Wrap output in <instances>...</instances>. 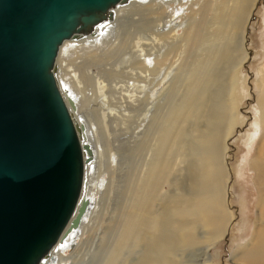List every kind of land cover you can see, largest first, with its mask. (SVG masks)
<instances>
[{
	"label": "rangeland",
	"instance_id": "rangeland-1",
	"mask_svg": "<svg viewBox=\"0 0 264 264\" xmlns=\"http://www.w3.org/2000/svg\"><path fill=\"white\" fill-rule=\"evenodd\" d=\"M217 2L191 0L182 17H194L196 27L190 39H185L186 18L177 21L181 26L176 27L175 36L170 28L161 33L160 39L169 49H161L163 54L158 57H164L166 68L174 65L175 70L173 79H167L159 76L161 64L150 67L149 71L154 69L151 75L159 78L154 94L148 93L139 108L141 112L151 107L146 118L140 113L136 122L116 125L115 133L110 129L104 138L99 135L103 156L93 180L100 182L103 194L94 198L93 229L80 241L73 264H264V97L260 84L261 71L264 74V0L258 1L246 26L247 57L238 70L235 57L240 30L234 32V42L230 2ZM151 10L142 17L131 14L118 21L121 28L127 27L128 39L122 40L112 58L77 66L76 71L88 74L89 89L79 88L82 95L97 99V79L105 89L119 80L118 86L129 82L105 70L114 69L138 34L155 31L159 17ZM232 70H237L233 134L224 143L228 126L223 124L215 134L220 148L217 159L227 169L223 175L227 190L216 223L210 210L200 211L198 200L193 199L202 173L198 137L214 122L217 102L228 104ZM109 93L113 96L109 108H116L120 93L125 92ZM182 198L189 202L184 214L177 216ZM99 232L100 239L93 246L92 238ZM188 232L196 240L192 246L185 239Z\"/></svg>",
	"mask_w": 264,
	"mask_h": 264
},
{
	"label": "water",
	"instance_id": "water-1",
	"mask_svg": "<svg viewBox=\"0 0 264 264\" xmlns=\"http://www.w3.org/2000/svg\"><path fill=\"white\" fill-rule=\"evenodd\" d=\"M129 1L0 0V264H40L89 207L93 147L56 59Z\"/></svg>",
	"mask_w": 264,
	"mask_h": 264
},
{
	"label": "bare ground",
	"instance_id": "bare-ground-1",
	"mask_svg": "<svg viewBox=\"0 0 264 264\" xmlns=\"http://www.w3.org/2000/svg\"><path fill=\"white\" fill-rule=\"evenodd\" d=\"M223 1L224 0H220L219 2L218 0V2L221 4H223ZM228 1L230 2V8L232 9L231 36L233 41L235 40L234 32L240 30L238 35L239 38L237 40V54L235 57L238 70L247 57L244 47V37L246 36H244V32L247 28L246 26H248V24L250 23L249 18L253 14L256 2L258 0ZM208 2L209 3L207 9L210 10L212 6L211 1ZM190 6L191 0H131L127 4L118 5L117 7H115L113 18L102 24L100 27L96 28L95 34H87L86 36H83L76 40H66L60 46L56 59L57 78L61 82V85L64 88H67L69 90V93H71L72 98L74 99V102L76 104L77 120H81L85 124L86 128L84 137L85 140L92 145L94 152V159L90 164H88L86 168L84 185V194L88 196L90 203L85 214L82 216V221L77 229L73 230L70 233V235L65 239L64 243L60 244L59 242H56L49 255L46 256V258L40 264H73L78 259L77 257L79 256L78 250L80 249V241L90 232L91 229H93V227L91 226L94 221V198L99 194H101L99 196L101 197L103 194L102 191L99 190V185H101L100 182L93 180L94 176L97 174V163L99 161L98 159L100 158V156H103V151H101L103 147L101 146L99 135L101 134V136H103L104 138L105 134H107L110 129L112 133H115L113 129H116V125L124 126L125 123L132 122L135 117H140L141 114H143V119L146 118V114L149 112L151 107L141 112L139 111V108L143 106L141 104L143 103L146 95L148 93H151L150 95L154 94L152 92H154L155 90L154 86L159 76L161 78L164 77L167 79H173L172 75L175 70L174 65L173 67L171 65L166 68V65L164 64V57L161 58L162 60L158 57L161 53V49H169V45L164 41H161V33L164 32L167 28H170L171 35L175 36L176 34L174 35V32L176 31V27H179V23L182 22L184 13L188 12V7L190 8ZM132 9H134L135 11H132ZM150 9H152L151 13L156 16L158 15L159 17V22L155 27V31L152 33L143 32L141 33V35L138 34L136 41L131 44L132 47L130 48V50L128 52H125L117 59L114 65V69L110 67L105 70V72L107 71V73L112 72L114 74H118L119 77H122L129 82H127V84L124 86H118V84L120 83L119 80L114 86L111 85L108 86V89H105V85L101 84V82H99L100 80L97 79V99L88 97L86 96V94L85 96L82 95L80 89H83V87L86 89L88 88V86L86 87L88 74L86 70L85 72L81 73L76 71L75 69L77 68V66H82L87 63L89 64L95 61L103 60L105 58L107 60L112 58L114 53L119 48L120 44H122V40L128 39V34L126 31L127 27L123 26L124 29L123 27L121 28V25L118 24V21L124 20L127 15L130 16L131 14H133V17H142V15L145 14L144 12L147 10L150 11ZM244 14L246 15V17L243 18ZM192 17H185L187 21V28L185 29L186 40L192 37V34L194 33L193 30L196 27L194 17L193 19H191ZM185 18L183 19V21L185 20ZM245 18L246 22L243 23ZM177 21L179 22L178 24ZM119 34H121L120 37H118ZM156 62L161 64V66L163 67V71L161 70L159 76L157 75L153 77L151 73L154 71V69H152V71H149V69L151 66L155 65ZM73 63L74 65L72 66ZM67 71H69L70 73H66ZM236 71H231L230 79L232 88L230 90V93H228V104L223 103L222 106L220 101L217 102L215 106H219V110H216L217 113L215 114L216 116L214 117V122H211L212 124L208 123V125H206V131H200V135L198 137L200 140V149H198V156L200 158V167L202 173L200 174L201 179L194 188H197V190H194L196 191V194L193 199L198 200V207L200 211L204 212V209L210 210L211 215L215 219L216 223L219 220L217 218V214H219L220 206H222V204L224 203L225 191L227 190V178L223 176L227 169H225V167H223V164L220 163L217 159L219 157H217V154L219 153L220 148L216 143L217 138L215 134L217 129L219 128V125L222 124L228 126L227 132L223 139L224 143L233 134L231 129L233 127V124L236 122V115L234 112H232V110L235 108L234 94L237 75ZM260 81V84L262 86L261 93H263L264 97V74H262V71ZM77 85L79 87H77ZM114 90L123 91L125 93H120L121 96L120 98H118V101H116V108L110 109L109 106L111 105L110 102L113 100V96L112 93H109V91L111 92ZM164 91L165 88L163 89L162 93L160 90V92L157 94V101L159 96H163V93H165ZM87 92L88 91H86V93ZM107 92L109 95H105V93ZM155 105L156 103L154 104V106ZM262 108L264 109V104L262 105ZM98 112H100V115L98 114ZM261 112H263L264 114V110H262ZM191 118H195V122L197 121L196 116L192 115ZM91 119L96 122V125L94 121L93 123H91ZM135 120L137 121L138 119ZM135 120L134 122H136ZM222 120H225L226 122L223 123ZM137 137L138 136H136L135 138ZM258 164L257 165L260 166V163ZM88 182L92 183H90L91 186L90 184H88ZM190 195L188 197H190ZM186 199L182 198L180 200V207L178 209L176 208L177 216L184 214V210L186 209L189 202L187 201L188 199ZM262 210V214L264 216V209ZM95 236L96 233L91 241L93 243V246L96 245V243L99 241L100 232L96 239ZM185 239L191 246L196 242L195 238L192 235V232H188L185 235ZM162 248L167 249V252L170 249L163 245ZM163 253L166 254V250H161L162 255H164Z\"/></svg>",
	"mask_w": 264,
	"mask_h": 264
}]
</instances>
